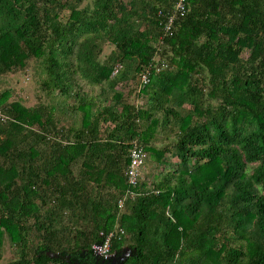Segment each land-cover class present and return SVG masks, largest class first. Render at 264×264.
<instances>
[{"label": "trees", "instance_id": "16d2710c", "mask_svg": "<svg viewBox=\"0 0 264 264\" xmlns=\"http://www.w3.org/2000/svg\"><path fill=\"white\" fill-rule=\"evenodd\" d=\"M176 1L0 0V262L264 264V0Z\"/></svg>", "mask_w": 264, "mask_h": 264}, {"label": "built area", "instance_id": "2783aa9c", "mask_svg": "<svg viewBox=\"0 0 264 264\" xmlns=\"http://www.w3.org/2000/svg\"><path fill=\"white\" fill-rule=\"evenodd\" d=\"M189 0H177L174 8L165 16L166 22L164 24V32L165 35H172L173 29L175 25V21L184 16L189 11ZM160 14L162 11L159 12ZM150 81L149 71L144 72L140 75V84L144 85ZM10 115L7 114L2 108H0V121L6 122L10 119ZM147 154L142 147L138 144L134 147L131 153V165L128 171L129 182L131 184H137L139 181L141 174L143 173V168L146 162ZM123 200L120 201V206H122ZM124 232L123 230L121 231ZM114 233H110L107 235L101 243H95L92 248L93 251L101 256H106L108 254L114 253L112 251V241Z\"/></svg>", "mask_w": 264, "mask_h": 264}, {"label": "rangeland", "instance_id": "374dc122", "mask_svg": "<svg viewBox=\"0 0 264 264\" xmlns=\"http://www.w3.org/2000/svg\"><path fill=\"white\" fill-rule=\"evenodd\" d=\"M111 52V48L106 46L105 53L109 54ZM37 67L38 64L33 63ZM36 68V67H35ZM41 75L40 73H36L32 71L13 73L2 78L0 81V92L5 90L6 88H11L14 90L12 99H23L24 102L28 105H35L39 101V96L41 95L43 100L48 101L47 94L43 92L41 86ZM149 160V157H148ZM147 160L145 172L148 175L151 172H156L154 167H152L151 162ZM174 160H177L176 158ZM150 177L154 179L151 174ZM13 257V250L9 242L5 244L3 250V259L0 264H9V261Z\"/></svg>", "mask_w": 264, "mask_h": 264}, {"label": "flooded vegetation", "instance_id": "af4514ba", "mask_svg": "<svg viewBox=\"0 0 264 264\" xmlns=\"http://www.w3.org/2000/svg\"><path fill=\"white\" fill-rule=\"evenodd\" d=\"M96 256H97V263L96 264H121L123 261L122 257L127 256V253L124 252V254L119 256L116 252H114V255H112L111 257H109L107 259L101 258L98 255H96Z\"/></svg>", "mask_w": 264, "mask_h": 264}, {"label": "water", "instance_id": "95a60500", "mask_svg": "<svg viewBox=\"0 0 264 264\" xmlns=\"http://www.w3.org/2000/svg\"><path fill=\"white\" fill-rule=\"evenodd\" d=\"M124 252H126L127 253V256H128V248H125V250H124ZM95 253V252H94ZM96 255H98V256H100L101 258H104V259H107V258H109V257H111L112 255H114V253H111V254H108V255H106V256H101V255H99V254H97V253H95ZM127 256H123L122 257V260H124Z\"/></svg>", "mask_w": 264, "mask_h": 264}]
</instances>
